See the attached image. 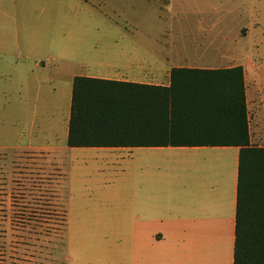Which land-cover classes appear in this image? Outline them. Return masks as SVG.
<instances>
[{"label":"crops","instance_id":"obj_1","mask_svg":"<svg viewBox=\"0 0 264 264\" xmlns=\"http://www.w3.org/2000/svg\"><path fill=\"white\" fill-rule=\"evenodd\" d=\"M232 1L248 34L242 53L256 52L230 66L243 68L249 143L264 146V0ZM228 14L219 9L218 24ZM20 26L11 40L0 41V173L8 223L54 224L65 220L68 204L81 219L120 226L124 264H233L239 146L67 144L75 76L168 86L171 68L180 67L173 46L110 28L120 41L82 51L81 43L66 44L50 32L34 43L32 28ZM80 177L93 182L89 194L74 191L66 200V180L80 185Z\"/></svg>","mask_w":264,"mask_h":264},{"label":"rangeland","instance_id":"obj_2","mask_svg":"<svg viewBox=\"0 0 264 264\" xmlns=\"http://www.w3.org/2000/svg\"><path fill=\"white\" fill-rule=\"evenodd\" d=\"M223 8L229 11L224 26L218 24V11ZM233 9L232 0H0V41L11 40L14 28L24 25L32 28L34 43L47 40L50 32L66 44L81 43L83 51L120 41L118 33L110 37V28L127 29L137 40L173 46L169 49L178 58L176 66L227 68L239 55L256 52L242 53L247 50L240 48L247 41V29ZM256 39L252 33L251 40ZM60 86L58 96L63 99L65 84ZM65 90L68 97V83ZM109 177L114 179L112 175L105 179ZM3 178L0 173V264H124L120 226L81 219L77 208L67 203L65 220L54 224L8 223ZM88 178L80 177L81 184L75 186L67 184L68 178L66 200L74 191L84 189L89 194L93 182Z\"/></svg>","mask_w":264,"mask_h":264},{"label":"trees","instance_id":"obj_3","mask_svg":"<svg viewBox=\"0 0 264 264\" xmlns=\"http://www.w3.org/2000/svg\"><path fill=\"white\" fill-rule=\"evenodd\" d=\"M67 144L239 146L233 264H264V146L249 143L242 66L172 67L168 86L75 76Z\"/></svg>","mask_w":264,"mask_h":264}]
</instances>
